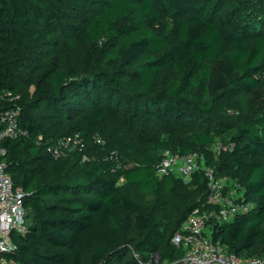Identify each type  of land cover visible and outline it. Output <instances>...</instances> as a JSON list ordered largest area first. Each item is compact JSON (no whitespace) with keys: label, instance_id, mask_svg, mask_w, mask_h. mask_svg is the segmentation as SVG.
Segmentation results:
<instances>
[{"label":"trees","instance_id":"16d2710c","mask_svg":"<svg viewBox=\"0 0 264 264\" xmlns=\"http://www.w3.org/2000/svg\"><path fill=\"white\" fill-rule=\"evenodd\" d=\"M91 3L98 9L87 18ZM209 8L207 0H0V96L26 93L34 85L30 97L20 101L26 137L4 142L6 171L26 195L29 223L16 240L14 257L21 264H147L154 254H163L169 262L182 258L183 250L171 243L172 236L194 208L213 210L206 205L203 172L193 173L186 182L175 176L159 179L153 164L116 175L107 162L124 163L147 141L139 109L159 101L160 113L191 130L176 141L167 134L162 153L197 152L206 166L228 177L250 205L229 222L214 223L213 239L228 254L244 258L256 251L255 257L264 258V35L249 39L236 30L223 33V20L209 17ZM164 11L181 19L176 43L159 54L166 38L154 21ZM64 18L85 24L81 51L77 53L70 38L67 43L82 66L92 70L72 76L67 67L40 63L59 26L73 28L69 22L54 23ZM223 45L229 49L225 54ZM170 64L174 75L166 89L151 94L158 73ZM37 69L39 78L31 76ZM46 82L53 93L42 86ZM127 82L133 89L122 87ZM237 88L244 93L246 111L234 122L212 117L218 110L232 109L228 96ZM44 101L51 113L69 118L61 135L51 132L53 124L46 116L30 112ZM1 102L0 110L16 106ZM108 117H116L113 126L104 124ZM222 127L232 132L221 145L231 148L219 162L210 146L213 133ZM75 134L84 147L75 152L78 158L70 172L62 158L56 161L45 153L44 143ZM119 178L145 195L164 191L194 199L166 236L142 206L121 191ZM125 214L132 220V235Z\"/></svg>","mask_w":264,"mask_h":264},{"label":"rangeland","instance_id":"374dc122","mask_svg":"<svg viewBox=\"0 0 264 264\" xmlns=\"http://www.w3.org/2000/svg\"><path fill=\"white\" fill-rule=\"evenodd\" d=\"M209 5V17L218 18L220 17L224 26L222 28V32H226L228 30H236L244 35H246L249 39H252L256 36L264 35V0H207ZM98 7L91 4L87 5L86 17L92 18L94 13L97 12ZM181 17L173 15L169 11H164L160 18L154 21L156 27H158L164 34L166 38V43L162 51L159 53L168 52L172 46L177 41L178 37V28ZM61 22H69L73 24V28L67 30L61 26H59L55 41L53 45L49 48H46L42 51V55L40 57V63L43 67L46 66H54V67H67L72 76L77 75L83 71L92 70L93 67H89L86 69L82 66V63L78 61L75 54L71 53V50L68 47L67 40L70 38L76 47L77 53L82 49L83 37H84V26L85 24L80 19H57L54 23L61 24ZM200 26H202V22H198ZM228 47L223 45L222 54L228 52ZM141 62V61H140ZM138 62V63H140ZM137 63V64H138ZM135 64L132 67H135ZM174 72L172 65L166 69L161 70L155 81L151 87V94H158L166 89L169 80L173 77ZM22 80H26L29 78L23 75H19ZM33 77L39 78L41 76L40 70H35L32 75ZM47 91L53 93L51 87L48 82L42 85ZM122 87L124 89L131 90L132 84L127 82L123 84ZM34 89V85H29L26 93L19 92H10L12 95L19 94V101L27 100L30 97L31 92ZM18 90V85L14 87V91ZM15 93V94H13ZM26 94V95H25ZM74 100V99H72ZM76 100V99H75ZM228 100L231 102L232 109L231 110H218L214 112L211 116L218 118L229 120L230 122H234V119L244 113L246 111V99L244 93L237 88L233 93L228 96ZM23 104V103H22ZM50 103L48 101H44L37 107L36 109L30 111L34 116L43 115L46 116V120L48 123H52L53 127L51 132L56 135L62 134V128L67 124L68 117L60 116L58 114H53L50 112ZM69 106V105H68ZM72 106V105H71ZM162 103L158 102L156 106H148L145 109H139V117L142 120L144 131L147 136V141L140 146L134 154H132L126 161L117 162L105 160L111 163L112 170L120 173L122 170L130 167H136L138 165H153L158 164L160 155L162 153V149L164 148L162 144V140L167 134L171 135V138L176 141L180 139L182 136L188 135L191 130L183 125L175 123L170 117L166 116L165 113H160V107ZM116 117H108L105 119L104 124L107 126H113L115 124ZM231 129L229 127H222L218 132L213 133V143L210 146L211 151L217 155V161H224L226 153L221 149V143L229 136L231 133ZM63 138V137H61ZM76 147V146H75ZM75 147L68 154L65 152L61 158L63 162L66 164L64 167L65 170H72L76 158L78 155H75V152L78 149ZM19 156V158H25V154L23 152H15ZM74 157L71 160V155ZM60 159V158H59ZM59 159H56L59 160ZM68 159V160H67ZM230 183V182H229ZM118 186L121 191L128 193V195L137 201L142 208L146 211L147 215L152 220L155 228L161 232H163L166 236L169 235L170 230L174 229L177 226L178 221L180 222L181 212L193 201V197L191 199H185L183 196L178 194H168L164 191H159L155 194L145 195L137 190L134 185L125 184L124 180L121 178L118 179ZM235 191L231 185L228 187ZM240 193L234 192V197L240 196ZM129 224H130V235L133 234L132 231V220L129 216L125 214ZM258 244H263V239L259 238ZM256 251L248 252L245 254L243 259H251L255 257ZM181 253L179 252L176 256L178 259ZM175 258V259H176ZM174 262V260H173ZM171 262L167 261L163 254H161V258L158 260H154L152 263L149 262L147 264H170Z\"/></svg>","mask_w":264,"mask_h":264},{"label":"built area","instance_id":"2783aa9c","mask_svg":"<svg viewBox=\"0 0 264 264\" xmlns=\"http://www.w3.org/2000/svg\"><path fill=\"white\" fill-rule=\"evenodd\" d=\"M1 100L16 106L0 110V264H21L14 257L18 252L16 240L20 235L25 234L29 223L27 208L24 205L26 195L21 188L14 186L6 171L7 148L4 142L25 138L27 131L20 125L19 95L4 92L0 96V103H2ZM38 140L41 138L39 137ZM74 147L78 150L84 147V141L78 134L44 143L45 153L53 159L61 158L65 152L70 153ZM221 147L219 152L221 149L229 150L231 145H221ZM82 158L87 159L86 155ZM199 171H202L206 178V205L211 206L213 210L196 207L190 212L171 238V243L183 250V256L179 261L170 264L178 262L182 264H264L262 257L247 260L228 254L225 246L212 237L211 228L214 223L229 222L233 217L244 214L250 209V205L246 203L241 193L238 198L234 197V192H239L228 177L219 176L212 167L206 166L203 156L197 152L179 156L165 150L156 165L158 177L175 176L185 182L193 173ZM229 185L234 186L235 191L229 189ZM158 259V254H154L151 263Z\"/></svg>","mask_w":264,"mask_h":264},{"label":"crops","instance_id":"0c3cea01","mask_svg":"<svg viewBox=\"0 0 264 264\" xmlns=\"http://www.w3.org/2000/svg\"><path fill=\"white\" fill-rule=\"evenodd\" d=\"M158 177V176H157ZM159 179H162L163 177H158Z\"/></svg>","mask_w":264,"mask_h":264}]
</instances>
